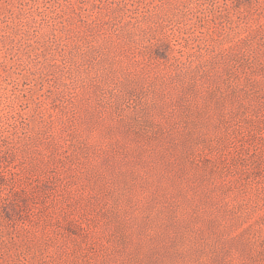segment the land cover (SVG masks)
Returning <instances> with one entry per match:
<instances>
[{"label":"rangeland","instance_id":"obj_1","mask_svg":"<svg viewBox=\"0 0 264 264\" xmlns=\"http://www.w3.org/2000/svg\"><path fill=\"white\" fill-rule=\"evenodd\" d=\"M0 264H264V0H0Z\"/></svg>","mask_w":264,"mask_h":264}]
</instances>
